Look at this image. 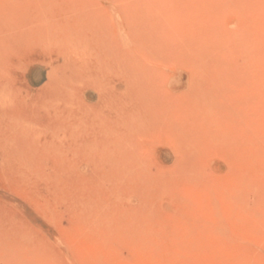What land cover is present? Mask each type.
Segmentation results:
<instances>
[{"label":"rangeland","instance_id":"1","mask_svg":"<svg viewBox=\"0 0 264 264\" xmlns=\"http://www.w3.org/2000/svg\"><path fill=\"white\" fill-rule=\"evenodd\" d=\"M0 264H264V0H0Z\"/></svg>","mask_w":264,"mask_h":264},{"label":"bare ground","instance_id":"2","mask_svg":"<svg viewBox=\"0 0 264 264\" xmlns=\"http://www.w3.org/2000/svg\"><path fill=\"white\" fill-rule=\"evenodd\" d=\"M175 32V31H174ZM182 34V33H181ZM187 36H189L188 34H186ZM181 37V36H180ZM183 39V38H182ZM186 41V40H185ZM184 42V41H183ZM186 42H188V41H186ZM29 45V44H28ZM29 47V46H28ZM162 72V71H161ZM165 71H163V73H164ZM163 73H161L162 75H164Z\"/></svg>","mask_w":264,"mask_h":264}]
</instances>
